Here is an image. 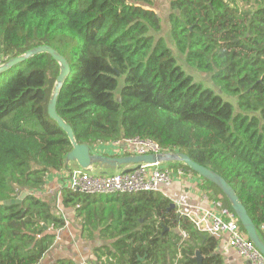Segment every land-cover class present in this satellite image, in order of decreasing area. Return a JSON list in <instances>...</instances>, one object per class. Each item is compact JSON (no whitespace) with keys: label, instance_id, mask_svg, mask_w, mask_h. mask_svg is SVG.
<instances>
[{"label":"trees","instance_id":"1","mask_svg":"<svg viewBox=\"0 0 264 264\" xmlns=\"http://www.w3.org/2000/svg\"><path fill=\"white\" fill-rule=\"evenodd\" d=\"M168 1L176 50L211 86L185 73L157 35L154 0H0V62L52 47L70 67L56 110L78 143L141 138L187 154L228 182L264 240V0ZM58 73L40 53L0 74V264H38L65 224L35 195L71 149L47 114ZM161 166L197 176L234 214L212 182L180 162ZM121 194L60 189L83 236L100 227L110 240L94 248L97 264H195V250L202 264H223L217 237L177 215L161 191Z\"/></svg>","mask_w":264,"mask_h":264},{"label":"built area","instance_id":"2","mask_svg":"<svg viewBox=\"0 0 264 264\" xmlns=\"http://www.w3.org/2000/svg\"><path fill=\"white\" fill-rule=\"evenodd\" d=\"M1 64V62H0ZM120 147L118 154L161 151L159 146L149 140L128 138L111 143ZM68 172V187L81 193H133L138 191H165L171 185L173 172L161 164H140L127 172L93 174V171L83 170L76 166ZM177 173H182L179 170ZM164 194V193H163ZM165 195V194H164ZM166 196V195H165ZM210 196L205 195L208 199ZM207 207H190L179 199L172 202L180 215L187 217L195 226L208 233L227 236V243L247 260V264H264V256L240 229L235 215L220 200L210 198ZM73 264H83L76 262Z\"/></svg>","mask_w":264,"mask_h":264},{"label":"water","instance_id":"3","mask_svg":"<svg viewBox=\"0 0 264 264\" xmlns=\"http://www.w3.org/2000/svg\"><path fill=\"white\" fill-rule=\"evenodd\" d=\"M40 53L49 54L52 59H54L59 65V73L56 76L53 89L47 104V114L49 118L55 121L58 127L65 132L68 140L70 141L71 149L65 156V162H73L83 170L94 171L96 169H100L102 174H107L109 170L120 169L123 166L132 165L134 167L140 164H164L168 162L183 163L190 170L198 174L200 177L212 182L221 190V192L230 203V206L236 218L243 227L247 238L264 256V240L258 234L253 221L247 213L246 208L239 200L234 189L221 175H219L215 171L195 162L187 154L179 151H158L144 154L123 153L119 155H109L94 153L87 144L78 143L74 138L71 126L59 116L56 110L57 99L63 83L69 75L70 67L67 60L52 47L46 44L37 45L26 50L20 55L6 60L5 62L0 64V74L7 72L27 58ZM204 74L205 73L201 72V75ZM117 99L119 100V97ZM130 169L131 168H123L122 172H127ZM25 194V191L20 192L19 198L16 201L19 202ZM10 202H12V200L5 201V203ZM170 207L174 209L175 204L172 202L170 204ZM179 214L180 213L177 212V215ZM194 260L195 264H202V255L199 250H195Z\"/></svg>","mask_w":264,"mask_h":264},{"label":"crops","instance_id":"4","mask_svg":"<svg viewBox=\"0 0 264 264\" xmlns=\"http://www.w3.org/2000/svg\"><path fill=\"white\" fill-rule=\"evenodd\" d=\"M112 148L116 149L118 147L112 146ZM119 149L120 147L117 150L109 151L103 145L98 144L95 145L94 151L91 150L94 153L115 155ZM74 166H76L75 163L66 162L64 169L50 172L45 186L41 190L35 192V195H38L43 200L49 202L54 209L56 208L55 211L60 212L65 221L64 226L57 231L53 245L43 255L38 264H56L58 260L63 258L72 261L71 264L76 262H82L83 264H97L93 253L94 248L103 244L108 245L110 242L109 239L100 235V227L94 231V236L92 238L83 236L79 218L76 216L75 212L64 209L61 206L60 189L63 186H68V172ZM132 167V165L123 166L121 169L109 170L107 173H110L111 171L122 172L123 168ZM96 171L101 173L100 169H96L93 172ZM172 174L171 185L163 191L166 196L171 200L179 199L190 207L198 205L207 207L209 205L211 197L205 199L204 196H209L210 191L208 192L199 188L200 180L197 176L190 175L186 172H182L181 174L176 172ZM95 195H102L104 198H122L121 193H95ZM216 237L218 239V246L216 247L215 252L221 255L223 264H247V260L243 258L235 248L227 243V236L225 234Z\"/></svg>","mask_w":264,"mask_h":264},{"label":"rangeland","instance_id":"5","mask_svg":"<svg viewBox=\"0 0 264 264\" xmlns=\"http://www.w3.org/2000/svg\"><path fill=\"white\" fill-rule=\"evenodd\" d=\"M153 8H154V10L156 11V13H157V15L159 17V21H160V24H161V30H160V32L157 33V35H160L163 38L167 48H169L173 52V54H174V56H175V58L177 60V64L182 68V70L185 73H187L189 75H192L193 79L196 82H201L202 79H203L204 80L203 82H204L205 86H211L212 82L210 80H208V76L206 74L201 76V74L198 73L195 69L189 67L184 62L183 56L176 50V48L174 46L173 40L171 39L170 32H169V22H168V14H169V11H170L169 1L168 0H154ZM230 100L233 103H235V99L234 98H232ZM101 145H103L109 151H114V150L118 149V148L113 149L112 146L109 145L110 146L109 147L107 144H101ZM91 149L94 151L95 150V146L92 147ZM117 153H118V151H117ZM73 168L76 169L77 167L74 166ZM110 173H119V172L111 171ZM93 174H98V172L97 171L93 172Z\"/></svg>","mask_w":264,"mask_h":264},{"label":"flooded vegetation","instance_id":"6","mask_svg":"<svg viewBox=\"0 0 264 264\" xmlns=\"http://www.w3.org/2000/svg\"><path fill=\"white\" fill-rule=\"evenodd\" d=\"M77 166V165H76Z\"/></svg>","mask_w":264,"mask_h":264}]
</instances>
